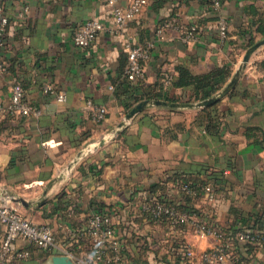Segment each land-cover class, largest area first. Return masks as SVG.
<instances>
[{"label":"crops","instance_id":"crops-1","mask_svg":"<svg viewBox=\"0 0 264 264\" xmlns=\"http://www.w3.org/2000/svg\"><path fill=\"white\" fill-rule=\"evenodd\" d=\"M131 1L117 3L126 7ZM0 6L9 19L0 101H7L20 81L30 102L41 109L0 122V204L8 202L34 222L51 225L57 242L71 252L29 244L32 255L26 264H54L56 256L78 264V257L91 251L89 218L112 206L119 209L114 220L127 244L122 264H153L163 249L168 259L167 246L161 250L158 242L160 228H143L151 237L148 246L132 234L130 222L140 220L134 218L138 206L153 200L191 207L213 202L214 222L262 233L260 243L243 253L264 264V44L219 101L204 107L149 105L125 120L149 93L192 102L187 101L192 85L172 83L179 66L194 74L229 68L223 88L250 40L264 38V0H224L219 15L228 20L225 38L205 0H152L119 29L109 0H0ZM92 18L104 25L94 45H75V29ZM168 21L173 25L165 27ZM193 25L196 38L184 41L181 30ZM127 41L151 46L144 76L136 81L125 75ZM48 84L57 93L64 91L67 100L45 91ZM88 98L107 106L104 119L94 118ZM182 181L200 190L188 195L180 189ZM207 185L214 200H208ZM177 239L188 240L198 252L215 243L213 237L190 233Z\"/></svg>","mask_w":264,"mask_h":264},{"label":"built area","instance_id":"built-area-1","mask_svg":"<svg viewBox=\"0 0 264 264\" xmlns=\"http://www.w3.org/2000/svg\"><path fill=\"white\" fill-rule=\"evenodd\" d=\"M152 0H132L123 7L117 0H109L113 5V17L117 28L124 27L127 22L134 19L138 13ZM209 8L219 12L224 0H209ZM9 19L0 6V73L7 71L8 66L2 55L5 44V34ZM173 22H166L164 26H172ZM220 37L228 36V20L220 16L218 20ZM104 25L98 18H92L78 26L73 35V43L82 48H91ZM164 27L159 29L162 31ZM198 27L193 25L181 30L182 39L190 42L196 38ZM128 65L127 78L136 81L144 76V62L151 53L150 45L133 44L127 41ZM44 90L56 93L60 102L67 100L64 91L56 92L53 85H46ZM87 106L91 109L96 120L105 118L107 106L87 99ZM40 114L41 109L28 99L26 86L20 81H15L7 101H0V120L11 117H25L31 114ZM180 189L186 194H196L195 186L189 181H182ZM208 200H214L215 194L212 186L204 188ZM118 207L112 206L103 211L94 213L88 220L86 230L90 238L91 251L86 257H78V264H122L126 257V240L119 235L117 223L114 220L118 214ZM213 202H205L199 207L153 200L142 202L134 218L140 220L130 222L133 237L142 246H148L150 236L146 237L143 228L155 225L163 232L158 242L161 250L167 246L170 253L168 259L164 254L154 256L153 264H255L243 253L247 244H258L261 241L260 232L250 227L232 228L214 222ZM193 234L198 239L213 237L215 243L200 252L188 240H178L180 235ZM29 244L48 250H58L60 253L69 254V249L56 240L51 225L36 223L22 214L10 203L0 204V264H26L32 252Z\"/></svg>","mask_w":264,"mask_h":264},{"label":"trees","instance_id":"trees-1","mask_svg":"<svg viewBox=\"0 0 264 264\" xmlns=\"http://www.w3.org/2000/svg\"><path fill=\"white\" fill-rule=\"evenodd\" d=\"M205 1L207 4L210 3L209 0H205ZM214 13L217 14V17H218L217 22H218V20L220 18L219 12H214ZM197 32H198V29H197ZM228 34H229V30H228ZM254 42H255V39L252 38L247 46L252 45ZM262 64L264 65V60L262 61ZM229 73H230L229 68L218 67V68H214L211 71L204 73V74H194L187 67L179 66V75L177 76V78L175 80H173L172 83L176 86H183V87L188 86V85L193 86V92L189 96L187 101L202 100V99L208 98L213 93L218 91L222 87V84L224 83V81L226 79V75H228ZM126 77H127V75H126ZM130 81H132V80H130ZM144 97L157 99V98H163L164 96H162V94L159 92L158 93H149L140 99L142 100ZM164 99H167L170 101H182V100L184 101V99L175 100L169 96L164 98ZM107 114H108V112H107ZM107 114H106V116H107ZM9 117H11V116H8L7 118L0 120V122L7 120ZM189 182H191V181H189ZM198 189L200 190V188H196L197 191H198ZM221 225L224 226L223 224H221ZM260 236H261V238L263 237L261 232H260ZM251 245L252 244H247L246 246L248 247ZM29 248L31 249V252H32V248L31 247H29ZM248 259H250V258H248Z\"/></svg>","mask_w":264,"mask_h":264},{"label":"water","instance_id":"water-1","mask_svg":"<svg viewBox=\"0 0 264 264\" xmlns=\"http://www.w3.org/2000/svg\"><path fill=\"white\" fill-rule=\"evenodd\" d=\"M264 44V38L261 40H258L256 43L251 45L246 53L244 54V57L233 73L231 79L227 82V84L209 96L208 98L202 99V100H197V101H192V102H173V101H168V100H162V99H143L136 103L126 114L125 120H130L132 119L137 113L140 111L144 110L147 106L149 105H158V106H168V107H204L210 104H213L217 101H219L221 98H223L226 94H228L238 83L240 78L242 77V74L247 67L251 55L254 51H256L260 46ZM123 125V123H122ZM17 201H20L21 203L29 206L30 203L26 201L24 198L20 197H15L14 198ZM68 258L66 256H56L54 257V264H67Z\"/></svg>","mask_w":264,"mask_h":264}]
</instances>
